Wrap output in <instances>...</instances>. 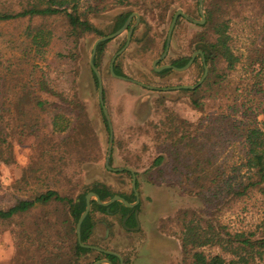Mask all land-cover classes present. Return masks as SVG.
Masks as SVG:
<instances>
[{"label":"rangeland","instance_id":"374dc122","mask_svg":"<svg viewBox=\"0 0 264 264\" xmlns=\"http://www.w3.org/2000/svg\"><path fill=\"white\" fill-rule=\"evenodd\" d=\"M82 6L97 9L90 18L105 36L111 35L119 15L132 12L140 16L139 22L135 16L131 20L130 26L135 25L131 43L116 61L125 77L160 89L196 85L202 78L201 58L186 72L173 71L162 77L153 74V63L164 53L163 44L166 45L175 13L182 10L201 20L199 0H83ZM13 9H18V0H13ZM224 10L230 22L233 49L240 60L233 71L223 63L209 67L206 79L209 84L197 94L204 106L203 114L191 109L187 94L151 91L111 76V60L125 46L127 31L109 41L99 59L105 105L114 127L112 167L131 169L140 177V229L133 228L126 233L119 222L110 233L106 226L100 225L89 244H104L107 251L122 253L125 255H122L123 264H190L185 262L182 254L179 240L182 227L176 215L185 209L205 210L200 199L188 196L180 189L178 181H184L185 168L179 167L183 172H175L173 167L177 162L173 157L167 159L168 170L161 176L165 182L159 185L145 182V173L161 155L160 147L174 148V142L164 143L163 137L160 140L154 138L155 131H163L160 122L164 115L156 108L159 100L165 99V105L181 118L203 125L200 136L210 132V126L206 127L210 118L218 119L222 114L232 116L234 111L229 110L232 106L250 111L264 127V66L250 67L249 61L256 52L264 55V0L233 1ZM38 30L49 35L47 46L38 48L34 44ZM202 31L182 18L175 27L168 55L158 66L171 65L177 59L192 56L195 53H192V41L196 33ZM98 39L95 35H85L79 40L70 37L65 16L0 22V103L5 97V89H13L19 81L34 87L37 99L47 102L44 110L38 107L32 113L30 109L25 110L28 114L23 124L14 113H6L11 116L3 121L0 119V128L12 144L10 153L3 156L8 163L0 162V208L48 190L76 198L95 180L118 191L132 188V178L127 180L105 167L110 132L103 120L98 84L89 63ZM41 82L64 96L57 98L46 93L39 88ZM65 95L73 99V106L64 101ZM57 109L70 110L76 123L68 147L61 137L49 134L52 115ZM147 123L152 126L148 127ZM32 125L36 133L29 130ZM78 130L84 132L79 138ZM211 133V139L204 143L209 147L216 145V167L225 169L230 178L244 174L241 143L231 139L226 141L215 131ZM36 135L42 137L38 139ZM81 153H84L83 164L78 159ZM221 214L223 223L232 229H250L264 214V200L255 196L236 202ZM64 218L63 207L52 203L38 206L13 221L0 222V264H14L18 246L23 237H28V234L21 236L19 233L22 226L31 235L36 223L56 219L59 228L71 232L72 224H64ZM203 251L211 256L219 253L218 249ZM95 259L96 255L90 253L83 258V264L95 263Z\"/></svg>","mask_w":264,"mask_h":264},{"label":"trees","instance_id":"16d2710c","mask_svg":"<svg viewBox=\"0 0 264 264\" xmlns=\"http://www.w3.org/2000/svg\"><path fill=\"white\" fill-rule=\"evenodd\" d=\"M82 1L18 0V9L14 10L13 0H0V22L34 17L65 16L69 25L70 37L79 40L85 35H95L98 38L105 36V33L96 27L90 18L91 15L97 13V9L91 6L84 9ZM233 1L237 0H211V2L206 0L204 7L207 17L206 23L203 26L197 25L203 31L196 33L192 41L194 48L192 53L202 50L210 68L212 64L223 63L228 70L233 71L239 63L240 59L233 49L230 36V22L226 19V10H224V7L231 5ZM131 14L132 12H127L119 15L111 34L121 29ZM47 36L49 35L38 30L34 38L36 47L47 46ZM108 42H103L98 46L94 60L98 70L100 68L99 59ZM163 50H165V42ZM190 59L191 56L188 55L173 61L171 65L182 68L187 65ZM199 60L200 57H197L192 67ZM249 61L250 67L259 65L261 68L264 66V55L256 52L249 58ZM200 70L204 71L203 65H200ZM172 72V70H166L161 73L153 72V74L162 77ZM115 73L119 76H125L116 63ZM93 77L95 83L98 84L94 73ZM208 84L209 80H206L196 90H180L176 93L187 94L191 109L196 113L203 114L204 106L197 94ZM39 88L46 93L54 94L56 97L64 96L61 92L47 88L42 82ZM36 94L34 87H28V84H24L22 81H19L13 89L6 88L5 97L0 103V119L3 121L7 116H11L6 115V113H14L23 124L26 122L24 118L28 114L25 110L30 109L31 113L35 107L44 110L47 102L37 99ZM64 101H68L69 103H66L70 106L74 104L73 99H69L67 95H65ZM156 108L158 113L164 115V118L160 122L163 131H155L154 138L160 140L163 137L164 143L174 142V148L171 150L166 146L160 147L161 155L154 160L151 169L145 173V181L151 185H159L161 182H165L161 176L168 170L167 159L173 157L177 162L173 167L175 172L181 170L179 167L185 168L184 181H178L180 189L188 196L200 199L205 206V210L202 209V211L185 209L176 215L182 227L179 240L185 262L190 264H264V214L260 222L250 229H232L224 224L221 219V212L228 209L233 203L254 199L255 196H260L264 200V127L258 124L257 116L248 110H237L235 106L229 107V110L234 111V114L232 116L222 114L214 120L210 118L206 125V127L210 126V132L200 136L203 125L181 118L174 109L165 105V99L159 100ZM57 110L52 115L49 134L51 137H61L68 147L70 145L68 142L76 131V123L69 113L70 110ZM103 120L106 128L109 129L104 114ZM147 126L152 125L147 123ZM19 127L20 125L17 128ZM193 127L196 128L192 129ZM29 130L36 133L34 125ZM214 131L218 137L222 136V139L226 141L231 139L241 143L244 148V174L241 173L230 178L225 169L216 167V159H218L215 153L216 145L209 147L210 145L207 146L204 143V141L211 139L209 134ZM77 134L79 138L84 132L78 130ZM36 136L38 139L42 137ZM0 137V162L7 164L8 160L3 156L10 153L12 144L4 135L3 128H0ZM83 156L84 153L78 155L81 164H83ZM110 165H113L112 158ZM128 166L130 165H126V167ZM179 172H183V170ZM135 174L138 177V173ZM118 175L124 176L127 180L132 178L128 171L119 172ZM139 187L138 181V190ZM85 188L84 192L76 198L62 195L56 190H48L37 194L35 197L19 199L14 204L0 208V222L7 223L31 212L38 206L43 207L56 203L63 207L64 224H72L71 232H69L59 228L56 219H49V221L36 223L31 235L22 226L19 233L21 236L28 234V237H23L18 246L14 264H83V258L90 253L96 255V261L107 259L111 264H120L119 258L115 255L81 247L78 242L76 226L86 209V197L89 193H95L103 202L119 195L130 203L136 201L135 194L132 188L128 191H118L111 185L98 180L93 181L90 187ZM140 208L141 205L139 204L135 210H132L120 202L104 207L92 199L91 211L81 229L82 243L90 245L89 240L94 238L100 225L106 226L108 231L113 233L116 223L120 222L122 229L126 233H130L131 229L137 227L135 211L139 212ZM127 217L129 218L125 225H122ZM90 246L108 250L104 244L91 242ZM206 248L218 249L219 253L214 256L206 255L203 251ZM119 255L122 256L123 254L120 253ZM123 256L125 257V255Z\"/></svg>","mask_w":264,"mask_h":264},{"label":"water","instance_id":"95a60500","mask_svg":"<svg viewBox=\"0 0 264 264\" xmlns=\"http://www.w3.org/2000/svg\"><path fill=\"white\" fill-rule=\"evenodd\" d=\"M204 4H205V0H199L198 9H199V15L201 16V20H196V19L190 17L187 13L183 12L182 10H178L175 13L173 20H172V23L170 25L169 32H168L164 53L159 59L155 60L153 63V69L157 73H161V72L166 71V70H172V71H175L178 73H183V72L188 71L192 67V65L194 64L197 57H200L201 61L203 63L204 74H203L202 78L200 79V81L196 85H182V86H178V87L160 89V88H156V87H153L150 85H146L144 83L133 81V80H131L125 76H119L115 73V63H116L117 59L126 51V49L129 47L131 40H132V35H133L134 29H135V25L130 26V22L134 16L136 17V22H139L140 16L138 14H131L130 17L128 18L127 22L125 23V25L121 29H119L117 32H115L111 35L99 38L94 43V46H93V51H92V55L90 57L89 63H90V67H91L93 73L95 74V76L97 78L99 101H100L102 112L104 114V117H105L106 122L108 124L109 132H110V144H109V149H108L105 167L108 171L113 172V173H119V172H123V171H128L131 173V175H132V189H133V192L135 194L136 201L134 203H130L126 199L122 198L121 196L116 195L111 200H109L107 202H103V201H101L99 196L96 195L95 193H93V192L89 193L86 197V209H85L84 213L82 214V216L80 217L78 224H77V236H78V242L81 245V247L87 248V249H93L97 252H101V253H105V254H109V255H115L119 258L120 264H123V258L121 255H119L115 252H112V251L103 250L99 247L85 245L81 241L82 225H83V222L85 221V219L87 218L88 214L91 211L92 199H95L97 201L98 205H100V206L109 207L111 204H113L115 202H120L125 207L132 209V210H135L141 201L140 193H139L138 188H137V182H138L137 181V175L135 174V172L132 171L131 169H124V168L115 169L110 165L112 153H113V144H114V127L112 124V119H111V116L109 114V111L105 105L103 78H102L101 73L99 72V70L97 69V67L95 66V63H94V60H95V57L97 54V50H98V46L103 42L112 41V40L116 39L122 33L127 31V42H126L125 46L118 53H116V55L112 58L111 63H110V74L113 78H116V79L124 81V82L134 83L136 85H139V86H141L145 89L151 90V91H164V92L167 91L168 92V91H180V90H196L206 81L208 74H209V67L207 65L205 54L202 50L196 51L191 56V59L189 60L187 65H185L182 68H178V67H175L173 65H162L159 67L158 64L161 61H163L168 55V52H169L170 47H171L174 29H175L177 22L180 18H183L186 21L193 23L195 25H199V26H203L206 23ZM135 216H136V220H137V227L134 230L138 231L140 229V223L138 222L139 213L136 212ZM128 218L129 217H127L124 220L123 225H125ZM93 264H111V262H109L107 259H103V260H99Z\"/></svg>","mask_w":264,"mask_h":264},{"label":"crops","instance_id":"0c3cea01","mask_svg":"<svg viewBox=\"0 0 264 264\" xmlns=\"http://www.w3.org/2000/svg\"><path fill=\"white\" fill-rule=\"evenodd\" d=\"M126 169H128V168H126ZM138 179H139V184H140V177H138ZM146 182V181H145ZM147 183V182H146ZM147 184H149V183H147ZM151 185V184H150Z\"/></svg>","mask_w":264,"mask_h":264},{"label":"flooded vegetation","instance_id":"af4514ba","mask_svg":"<svg viewBox=\"0 0 264 264\" xmlns=\"http://www.w3.org/2000/svg\"><path fill=\"white\" fill-rule=\"evenodd\" d=\"M138 212V211H135V213ZM139 213V212H138ZM136 217V216H135ZM137 221V220H136Z\"/></svg>","mask_w":264,"mask_h":264}]
</instances>
